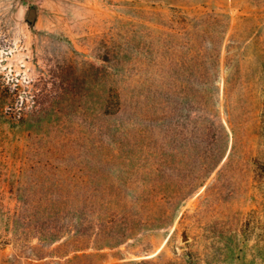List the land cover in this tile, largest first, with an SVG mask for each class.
Listing matches in <instances>:
<instances>
[{"label":"rangeland","instance_id":"1","mask_svg":"<svg viewBox=\"0 0 264 264\" xmlns=\"http://www.w3.org/2000/svg\"><path fill=\"white\" fill-rule=\"evenodd\" d=\"M0 264H264V0H0Z\"/></svg>","mask_w":264,"mask_h":264},{"label":"trees","instance_id":"2","mask_svg":"<svg viewBox=\"0 0 264 264\" xmlns=\"http://www.w3.org/2000/svg\"><path fill=\"white\" fill-rule=\"evenodd\" d=\"M148 80V85L154 86V82L152 80V77L149 75L147 77ZM192 81L194 83H197L198 81V75H193ZM150 87V89L147 91V93L145 94V105H146V109H145V120L146 123L148 125V132L149 134H152V132L154 131V125L157 122L156 117L154 116L155 114V108H156V100H158V93L153 89V87ZM197 87H193L192 90H196ZM194 96V95H193Z\"/></svg>","mask_w":264,"mask_h":264},{"label":"water","instance_id":"3","mask_svg":"<svg viewBox=\"0 0 264 264\" xmlns=\"http://www.w3.org/2000/svg\"><path fill=\"white\" fill-rule=\"evenodd\" d=\"M32 13H35V10H32Z\"/></svg>","mask_w":264,"mask_h":264}]
</instances>
